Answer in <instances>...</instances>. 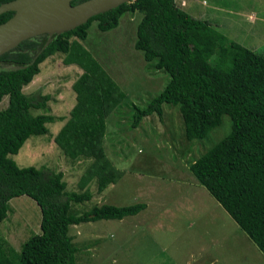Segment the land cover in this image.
Listing matches in <instances>:
<instances>
[{
	"label": "trees",
	"instance_id": "1",
	"mask_svg": "<svg viewBox=\"0 0 264 264\" xmlns=\"http://www.w3.org/2000/svg\"><path fill=\"white\" fill-rule=\"evenodd\" d=\"M9 0H0L6 2ZM83 0H71L75 4ZM138 13L133 47L153 70L169 79L147 105L133 109L130 126L143 117L162 115L163 105L177 108L187 142L204 140L230 120L227 135L189 165V171L230 216L264 256V56L233 41L207 21L193 18L174 0H131L88 18L83 24L56 35L42 47L45 36L25 39L0 56V222L9 211L8 200L26 195L39 209V232L28 236L15 251L0 238V264H76L77 247L69 225L95 220H119L142 211V202L102 204L81 213L73 203L91 199L87 185L95 181L98 193L114 185L122 173L106 156L103 138L110 114L128 96L101 64L82 46L93 21L106 31L117 26L123 13ZM11 11L0 15V23ZM55 53L61 62L81 69L73 82L75 104L69 118L53 137L54 143L73 160L90 162L79 179L81 192L66 191L61 171L47 167L18 166L17 154L26 139L48 132L55 117L32 113L47 109L48 95L23 91L39 72L38 64ZM25 65L14 70L8 66Z\"/></svg>",
	"mask_w": 264,
	"mask_h": 264
},
{
	"label": "rangeland",
	"instance_id": "2",
	"mask_svg": "<svg viewBox=\"0 0 264 264\" xmlns=\"http://www.w3.org/2000/svg\"><path fill=\"white\" fill-rule=\"evenodd\" d=\"M193 18L204 20L234 42L264 56V0H186ZM138 13H123L116 27L100 31L93 21L82 46L118 83L128 98L107 119L103 146L111 165L122 173L114 185L98 193L95 181L87 188L91 199L73 203L76 213L102 204L146 207L122 219L95 220L69 225L68 234L77 247L76 264H264V256L236 226L224 209L189 171V165L220 141L229 131L223 117L220 128L204 140L187 142L184 125L174 106L163 105L161 117H143L131 127L133 109L144 107L163 89L168 74L153 70L133 47ZM55 53L38 64L39 72L23 87L29 95H48L47 113L55 121L48 132L32 135L17 154L18 166L47 167L61 171L66 191L81 192L79 179L87 159L73 160L54 143L53 137L69 118L75 104L73 82L81 69L61 62ZM0 102V111L7 105ZM9 211L0 222L4 246L19 250L30 235L38 233L39 209L26 195L8 200Z\"/></svg>",
	"mask_w": 264,
	"mask_h": 264
},
{
	"label": "water",
	"instance_id": "3",
	"mask_svg": "<svg viewBox=\"0 0 264 264\" xmlns=\"http://www.w3.org/2000/svg\"><path fill=\"white\" fill-rule=\"evenodd\" d=\"M131 0H83L71 4V0H9L0 4V15L6 11L12 14L0 23V56L14 48L19 42L38 36H45L42 47L56 35L83 24L88 18L112 9ZM25 65L8 66L14 70Z\"/></svg>",
	"mask_w": 264,
	"mask_h": 264
},
{
	"label": "clouds",
	"instance_id": "4",
	"mask_svg": "<svg viewBox=\"0 0 264 264\" xmlns=\"http://www.w3.org/2000/svg\"><path fill=\"white\" fill-rule=\"evenodd\" d=\"M174 2H175V4H176L177 6H179L180 8L183 7V6L185 5V0H184V4H183V5L180 4V0H174Z\"/></svg>",
	"mask_w": 264,
	"mask_h": 264
},
{
	"label": "crops",
	"instance_id": "5",
	"mask_svg": "<svg viewBox=\"0 0 264 264\" xmlns=\"http://www.w3.org/2000/svg\"><path fill=\"white\" fill-rule=\"evenodd\" d=\"M185 5H187V1L185 0ZM183 6V7H181V9H183L184 10V8L186 7V6ZM185 11V10H184ZM185 13H186V11H185ZM187 14H188V12H187ZM189 15V14H188ZM191 16V15H190ZM7 102H8V100H7Z\"/></svg>",
	"mask_w": 264,
	"mask_h": 264
},
{
	"label": "built area",
	"instance_id": "6",
	"mask_svg": "<svg viewBox=\"0 0 264 264\" xmlns=\"http://www.w3.org/2000/svg\"><path fill=\"white\" fill-rule=\"evenodd\" d=\"M180 4H182V5H183V4H184V0H180Z\"/></svg>",
	"mask_w": 264,
	"mask_h": 264
}]
</instances>
